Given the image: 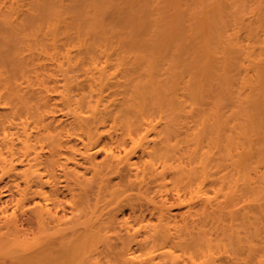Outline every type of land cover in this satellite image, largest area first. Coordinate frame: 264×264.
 Wrapping results in <instances>:
<instances>
[{
    "label": "bare ground",
    "instance_id": "6f19581e",
    "mask_svg": "<svg viewBox=\"0 0 264 264\" xmlns=\"http://www.w3.org/2000/svg\"><path fill=\"white\" fill-rule=\"evenodd\" d=\"M0 264H264V0H0Z\"/></svg>",
    "mask_w": 264,
    "mask_h": 264
}]
</instances>
